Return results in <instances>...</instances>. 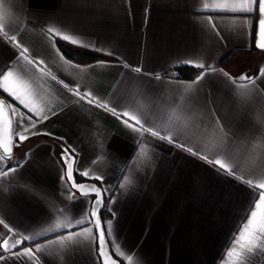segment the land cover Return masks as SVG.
<instances>
[{
    "label": "crops",
    "instance_id": "1",
    "mask_svg": "<svg viewBox=\"0 0 264 264\" xmlns=\"http://www.w3.org/2000/svg\"><path fill=\"white\" fill-rule=\"evenodd\" d=\"M223 3L225 0H5L12 17L11 33L29 49L30 59L44 61L40 67L46 74L16 59L19 49L2 38L0 70L12 69L32 83L37 104L48 119L28 113L36 127L26 132L17 129L28 138L18 141L13 151L12 156L19 160L10 166L20 167L0 178V219L13 229L9 233L0 224V238L30 235L35 243L47 247L35 259L18 258L0 248L4 256L0 264H101L93 222L71 229L54 227L56 223L75 225L77 219L92 220L87 213L94 196L74 190L66 175L62 153L69 147L75 150L70 154L76 181H91L103 194L112 193L110 216L103 226L112 221V236L105 234L120 262L129 264L115 254L116 245L125 256H133L132 264H229L235 260L227 252L238 228L246 222L252 189L174 144L148 133L141 135L117 115L97 107L95 101L79 100L59 83L91 92L109 107L115 106L117 113L127 110L141 116L162 134L173 131L174 138L205 154L212 156L222 149L231 156L239 175L260 182L264 180V49L257 47L260 17L256 12L210 10ZM47 27L75 36L83 46L60 38L53 44L45 32ZM58 41L99 57L69 55ZM179 65L198 72L192 77L176 76ZM136 67L142 71L135 72ZM202 74L203 79L196 83ZM241 76L255 77L259 91L240 95L241 84L246 83L239 81ZM0 96L27 112L2 90ZM210 109L231 134L224 144L211 134ZM13 136L16 139L15 133ZM85 171L88 176L81 174ZM70 192L74 199H69ZM83 227L91 228L92 233L72 242L59 240ZM24 246L34 248L35 244L25 242L12 251ZM256 259L264 264V256Z\"/></svg>",
    "mask_w": 264,
    "mask_h": 264
},
{
    "label": "snow or ice",
    "instance_id": "2",
    "mask_svg": "<svg viewBox=\"0 0 264 264\" xmlns=\"http://www.w3.org/2000/svg\"><path fill=\"white\" fill-rule=\"evenodd\" d=\"M204 9L209 10V6L204 4ZM211 11H219L226 13H239V14H249L256 12L259 15V42L257 47L264 49V0H225V3L218 4L215 8L210 9ZM11 14L10 10L5 8V0H0V38L15 44V47L19 49L18 53L15 54V58L23 60L30 65L36 66L37 70L41 72L42 75L46 74L44 69L40 66L44 64V61L38 59L29 58V49L19 41L17 34L11 33ZM208 22L216 29V24L211 16H208ZM244 23H247L245 20ZM218 32V29H216ZM45 32L48 34L49 38L55 43L56 38L63 39L74 45H81L83 43L80 39L73 35L65 34L57 27H47ZM67 63V61H66ZM188 63H195L189 61ZM127 67V65H125ZM195 66L204 68L203 63H195ZM7 67V65H5ZM209 71H215L209 67ZM135 72L139 73L142 71L141 68L136 67ZM264 73V70H261ZM50 74V73H48ZM203 75L197 77L196 83H199L203 79ZM224 75H228L224 73ZM52 80H57L55 75H52ZM159 78V77H157ZM255 77L241 76L239 81H246V83L241 84L242 96H247L252 92L259 91L255 87ZM65 88H68L70 92L73 93L79 100H84L89 104L94 101L97 107H102L113 115H117L119 119L129 128L134 131H138L143 135L148 133L150 136L158 138L160 140H165L168 143L174 144L176 147L188 152L190 155L196 156L197 158L203 160L206 164L212 165L217 171L222 175L232 176L234 179H239L242 183H246L252 189V200L248 204L245 211V223L242 227L238 228V234L233 237V247L228 250V257H235V260H230L229 264H258L257 257L264 256V180L260 182H254L252 178H245L239 175L236 170V166L232 163L231 156L224 150H219L215 155H208L201 152L198 148H193L188 146L186 143H181L176 136L175 132L168 131L167 134H162L159 127L156 125H149L148 121L144 120L141 116L135 115L130 111L124 110L117 113V108L115 106L109 107L107 103H103L97 99L91 92H81L79 87L71 88L68 84L63 81H59ZM233 83H237L234 79ZM191 87V85H189ZM0 90L6 93L13 100L17 101L19 105L23 106L27 112H21L19 108L15 105L6 103L4 99H0V178L7 177L13 174L20 167L17 164L16 167H11L13 148L17 146L18 141L26 140L28 137L23 135L17 129H22L23 131H29L31 128L36 127V120L33 119V115L40 117L44 120L48 119L47 115H43L44 108L39 107L37 104V93L32 85V83L22 77L16 71L9 69L7 71L0 70ZM8 109L5 111V109ZM32 113L33 115H28ZM54 114V113H53ZM209 116V126L212 129L211 134L214 137L219 138V143L224 144L230 138L231 134L229 131L225 130V124L222 122L221 117L216 115L214 109H210L208 112ZM27 121V124H25ZM15 133L16 139L14 140L13 134ZM47 135L48 133H44ZM74 149L66 148L63 150L62 159L66 165V175L69 180H72V165L75 162L74 157L70 152H74ZM5 163L9 166L4 167ZM84 176H88L87 171L81 173ZM97 180L102 178L97 176ZM125 181L128 182V178L125 177ZM72 187L76 188L81 194L87 196L89 193H94L96 196L95 201L92 203V210L87 213L88 217H95V226L100 229L98 233V239L96 243L98 245L97 254L102 258V264H119L117 259H114L108 250V241L106 240L105 232L109 237L112 236V221L107 222V227L103 228L99 217L97 216V210L102 206L103 193L100 188L95 185H84L75 184L74 180ZM123 188L124 185L122 184ZM73 193H69V199H74ZM92 220L77 219L75 225L73 224H61L56 223L55 228H68L80 227L85 223H91ZM0 224H3L5 228L8 229L9 233H13V229L0 219ZM85 233H92L91 228L83 227L80 232H70L67 236L59 237L61 242L63 241H74L75 238L83 236ZM33 242L35 247L24 246L19 249V251L13 252V249H17L20 245L25 242ZM49 244L54 243L49 241ZM114 243V241H113ZM47 245L35 243V237L30 235H20L16 238L15 235L6 236L0 238V248L5 252L11 253L13 256L18 258L28 257L35 259L37 254L41 253ZM115 254L119 257H124L129 264L133 262V256H125V252L121 250L119 245L115 246ZM4 256L0 255V260H3ZM139 264V261H136Z\"/></svg>",
    "mask_w": 264,
    "mask_h": 264
},
{
    "label": "trees",
    "instance_id": "3",
    "mask_svg": "<svg viewBox=\"0 0 264 264\" xmlns=\"http://www.w3.org/2000/svg\"><path fill=\"white\" fill-rule=\"evenodd\" d=\"M59 42V46L60 48L67 54H72L75 55L76 57H80V58H87V59H96L99 56L93 54L92 51H75L73 49H71L68 45H66L65 43L58 41ZM198 69H194L191 66L188 65H179L176 67V71H174V75L176 76H182V77H192L193 75H195L198 71ZM19 159H15L14 156H12V161H11V165L18 163ZM8 166V164H7ZM112 196V193L109 194H103V207L101 210V218L104 221L106 218H108L110 216V212L108 211V203ZM120 264H123L122 262H120Z\"/></svg>",
    "mask_w": 264,
    "mask_h": 264
},
{
    "label": "water",
    "instance_id": "4",
    "mask_svg": "<svg viewBox=\"0 0 264 264\" xmlns=\"http://www.w3.org/2000/svg\"><path fill=\"white\" fill-rule=\"evenodd\" d=\"M0 99H4L5 101H6V99L4 98V97H2V96H0ZM6 103H8V102H6ZM8 109L6 108L5 109V111H7ZM13 138H14V136H13ZM15 140V139H14ZM18 144L19 143H17V146H18ZM15 148V147H14ZM14 148H13V151H14ZM72 168H73V165H72ZM74 175H73V171H72V180H69L68 179V181H69V183H70V185L72 186V183H73V180H74V182H75V184H77V185H80V184H84V185H95L96 187H98V185L96 184V183H93V182H91V181H82V182H80V181H76V179H75V177H73ZM68 178V177H67ZM98 188H100V186L98 187ZM73 189L74 190H76V191H78L76 188H74L73 187ZM101 191H102V189H101ZM79 192V191H78ZM80 193V192H79ZM102 193H103V191H102ZM88 195H93L94 196V199H93V201H91L92 203L95 201V199H96V196H95V194L94 193H89ZM102 207H103V201H102V206L97 210V216L99 217V219H100V222H101V226L104 228V224H103V220H102V218H101V210H102ZM91 210H92V207H91ZM94 221H95V217H92V222H93V227H95V229H96V233H97V239H98V233H99V231H100V229H98V228H96V226H95V223H94ZM106 235V234H105ZM107 238V237H106ZM107 240V239H106ZM97 248H98V245H97ZM108 250H109V252H110V254L113 256V258L114 259H117L113 254H112V252H111V249H110V246H109V243H108ZM97 252V251H96ZM99 258H100V261H101V264H102V258L99 256ZM118 260V259H117ZM119 261V260H118ZM119 264H120V261H119Z\"/></svg>",
    "mask_w": 264,
    "mask_h": 264
},
{
    "label": "rangeland",
    "instance_id": "5",
    "mask_svg": "<svg viewBox=\"0 0 264 264\" xmlns=\"http://www.w3.org/2000/svg\"><path fill=\"white\" fill-rule=\"evenodd\" d=\"M253 60V59H252Z\"/></svg>",
    "mask_w": 264,
    "mask_h": 264
}]
</instances>
